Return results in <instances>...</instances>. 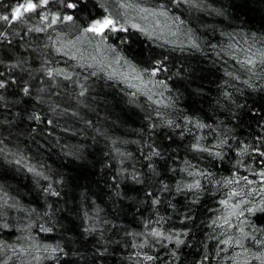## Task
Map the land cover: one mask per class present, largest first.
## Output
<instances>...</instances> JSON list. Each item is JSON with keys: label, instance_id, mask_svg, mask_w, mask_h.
I'll return each instance as SVG.
<instances>
[{"label": "snow or ice", "instance_id": "6c2138e0", "mask_svg": "<svg viewBox=\"0 0 264 264\" xmlns=\"http://www.w3.org/2000/svg\"><path fill=\"white\" fill-rule=\"evenodd\" d=\"M217 3L0 4V264H264V29L183 18L231 21ZM196 52L222 72L215 97L184 55ZM98 79L126 85L142 109L135 139L81 115L96 111ZM185 93L208 110L183 107ZM66 118L107 151L62 143L86 135ZM55 147L81 175H98L99 191L70 188L65 165L44 158ZM12 172L30 174L34 200L8 182Z\"/></svg>", "mask_w": 264, "mask_h": 264}, {"label": "trees", "instance_id": "16d2710c", "mask_svg": "<svg viewBox=\"0 0 264 264\" xmlns=\"http://www.w3.org/2000/svg\"><path fill=\"white\" fill-rule=\"evenodd\" d=\"M8 0H0V4H7ZM217 7H228L233 16L231 21H226L223 18L210 17L207 13H189L183 12V18L188 19L189 23L196 27L197 24L203 22L209 25L219 26L221 23L225 25L226 30H235L237 27H242L244 31H259L264 29V0H223V4L217 3ZM199 16L201 20H195L192 17ZM198 31L205 32L203 28H199ZM209 39H213V33L207 31ZM216 38H219V33H216ZM215 42V40L213 41ZM179 55V53H177ZM185 56L189 57L190 62L193 66L197 67L198 75H203L202 84L206 89L207 93L211 97L216 96V83L218 82V76L222 75V72L217 73L214 70V66L210 61L212 59V53L206 52L201 53H184ZM194 57V58H193ZM203 69V71H200ZM127 86L116 81H106L104 79L97 80V87L93 92V95L97 96L94 102L96 111H89L84 109L81 115L87 119H91L97 122L98 126L108 127L110 131L116 135H129L131 136L132 130L138 129L144 123L142 109L137 105L129 103V98L126 93L121 92V88ZM143 97L138 98L142 100ZM183 107H196L208 110L207 98L193 97L185 93V96L181 100ZM110 116L111 120H107L105 117ZM67 123L75 128H83L86 135H76L74 138L71 133L65 134L62 143H85L88 146V151L94 156H99L102 151H107L103 138H97L94 142L92 137L95 135L92 129L85 127L75 118H66ZM113 121H119L120 124L112 126ZM131 138L135 139L134 136ZM135 146H130L129 150H134ZM30 151L35 154V145L29 142ZM44 158L47 159L49 164L55 167H59L61 164L65 165V168L70 176V188L74 187L75 184L89 185L94 191H99V187L95 181L99 179V176L93 172L85 173L81 175V169H78L75 165H69L68 159H61L59 148L55 147L52 149L51 154H44ZM9 183L13 186H19L21 189L22 196L28 200L35 199V191L31 186L30 174L12 172L6 177ZM79 191V190H77ZM71 200V191L69 195Z\"/></svg>", "mask_w": 264, "mask_h": 264}]
</instances>
